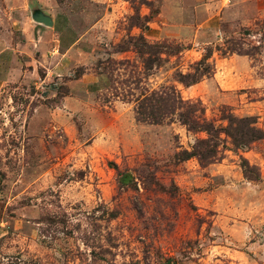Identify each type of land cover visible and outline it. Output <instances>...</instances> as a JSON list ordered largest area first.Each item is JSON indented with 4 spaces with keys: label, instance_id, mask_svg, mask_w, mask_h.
<instances>
[{
    "label": "rangeland",
    "instance_id": "rangeland-1",
    "mask_svg": "<svg viewBox=\"0 0 264 264\" xmlns=\"http://www.w3.org/2000/svg\"><path fill=\"white\" fill-rule=\"evenodd\" d=\"M57 1L120 35L0 90V264H264V0Z\"/></svg>",
    "mask_w": 264,
    "mask_h": 264
},
{
    "label": "crops",
    "instance_id": "crops-1",
    "mask_svg": "<svg viewBox=\"0 0 264 264\" xmlns=\"http://www.w3.org/2000/svg\"><path fill=\"white\" fill-rule=\"evenodd\" d=\"M209 1L207 7L215 9L225 0ZM113 7V12H105L86 26L78 19L82 13L57 0H0V90L16 83L18 77L19 81L27 82L38 72H44L45 79H63L79 65H85L86 71L69 81L70 88L97 87L102 80L89 67L95 51L91 44L102 37L98 35L101 29H107L104 32L110 37L120 35L113 28L116 25ZM39 16L48 17L51 26L40 22Z\"/></svg>",
    "mask_w": 264,
    "mask_h": 264
},
{
    "label": "trees",
    "instance_id": "trees-1",
    "mask_svg": "<svg viewBox=\"0 0 264 264\" xmlns=\"http://www.w3.org/2000/svg\"><path fill=\"white\" fill-rule=\"evenodd\" d=\"M196 82H197V80H194L193 82H190V83H188L187 85H190V84H192V83H196ZM160 103H161V102L157 101V104L160 105ZM149 105H151V109H152V103H150V102H148V103H146V104H143L141 109H142V110H146L145 107H148ZM167 105H169V104H167ZM166 112H167V111H165V112H161V111H159V116H162V115H163V117H164V114H165ZM139 114L142 115V116L144 115V113H142L141 111H139ZM152 116H153V113H152ZM182 116H184V118H185V119H184V124L188 125L191 129H195L196 125H195V124L190 125V124H189V123H190V120H187V119H186V115H185V114H182ZM163 117H162V118H163ZM153 118H154L155 121H158V122L161 121V119H162V118L160 119V117H158V116H156V117L153 116ZM199 118H202V116H199ZM207 132H208V131H207ZM198 154L201 155V157H203V154H202L200 151H198ZM188 155H189V154H188ZM189 156H190V155H189Z\"/></svg>",
    "mask_w": 264,
    "mask_h": 264
},
{
    "label": "water",
    "instance_id": "water-1",
    "mask_svg": "<svg viewBox=\"0 0 264 264\" xmlns=\"http://www.w3.org/2000/svg\"><path fill=\"white\" fill-rule=\"evenodd\" d=\"M38 20L44 24L50 25L51 26V22L50 19L48 17L45 16H39Z\"/></svg>",
    "mask_w": 264,
    "mask_h": 264
}]
</instances>
